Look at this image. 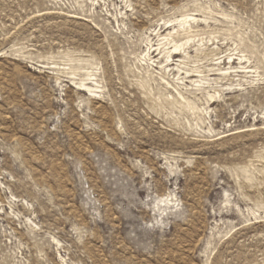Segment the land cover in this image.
Masks as SVG:
<instances>
[{"label":"rangeland","instance_id":"obj_1","mask_svg":"<svg viewBox=\"0 0 264 264\" xmlns=\"http://www.w3.org/2000/svg\"><path fill=\"white\" fill-rule=\"evenodd\" d=\"M0 264H264V0H0Z\"/></svg>","mask_w":264,"mask_h":264},{"label":"bare ground","instance_id":"obj_2","mask_svg":"<svg viewBox=\"0 0 264 264\" xmlns=\"http://www.w3.org/2000/svg\"><path fill=\"white\" fill-rule=\"evenodd\" d=\"M166 34H168V35H167V36H164L163 38L171 37L172 32H171V31H168ZM171 39H172V38H171ZM171 39H169V41H170ZM172 42H173V44H172V46H171L172 48H171V49H168L167 51H165V57H166L167 61H168V60H170V61H173V60H174V56L177 55V54H179L178 49H179L180 46L182 45V44H177V42L174 41V40H172ZM186 42H187V41H186ZM172 64H173V63H170L169 65H172ZM83 86H84L86 89L91 90V87H90V86H88V85H86V84H83Z\"/></svg>","mask_w":264,"mask_h":264}]
</instances>
